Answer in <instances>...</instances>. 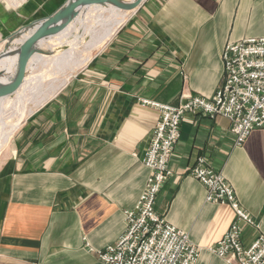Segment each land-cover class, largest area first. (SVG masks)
<instances>
[{
	"label": "crops",
	"instance_id": "obj_1",
	"mask_svg": "<svg viewBox=\"0 0 264 264\" xmlns=\"http://www.w3.org/2000/svg\"><path fill=\"white\" fill-rule=\"evenodd\" d=\"M66 2L0 0V52L11 34ZM126 14L97 48L88 41L81 51H53L49 62L40 45L68 48L78 35L68 27L66 36L45 40L23 87L1 102L7 112L29 89L54 93L40 105L20 104L28 113L0 148V264H102L97 252L125 233L126 212L150 176L143 157L160 113L142 100L178 106L183 94L212 97L223 84L228 42L264 37V0H144ZM46 64L50 78L40 68ZM6 115L10 126L16 118ZM181 128L155 211L189 235L200 249L197 264H225L209 248L236 214L208 202L191 170L207 157L264 233V128L242 146L222 115L187 112ZM256 236L247 227L242 243Z\"/></svg>",
	"mask_w": 264,
	"mask_h": 264
},
{
	"label": "built area",
	"instance_id": "obj_2",
	"mask_svg": "<svg viewBox=\"0 0 264 264\" xmlns=\"http://www.w3.org/2000/svg\"><path fill=\"white\" fill-rule=\"evenodd\" d=\"M222 54L225 76L212 97L183 94L178 106L142 100L160 113L143 157L150 176L137 206L126 212L125 233L97 252L102 264L198 263L200 249L190 241L189 235L155 211V201L173 175L170 163L181 136L182 121L187 112L211 118L222 115L231 123L237 146L244 145L252 131L264 128V37L228 42ZM191 175L206 187L208 202L229 205L236 214L229 231L209 251L225 264H264L261 225L242 208L224 174L213 170L207 157L202 156ZM247 227L257 231L249 247L242 243Z\"/></svg>",
	"mask_w": 264,
	"mask_h": 264
},
{
	"label": "water",
	"instance_id": "obj_3",
	"mask_svg": "<svg viewBox=\"0 0 264 264\" xmlns=\"http://www.w3.org/2000/svg\"><path fill=\"white\" fill-rule=\"evenodd\" d=\"M66 4L54 12L51 16L38 19L24 25L15 33L11 34L4 43V49L0 52V102L6 101L14 96L23 87L30 59L36 52V48L55 34L67 30L81 17V10H90L97 6L114 4L119 9L134 11L139 8L144 0H136L132 3L125 0H66ZM86 12V11H85ZM27 34V35H26ZM25 35V37H24ZM24 39L17 45L13 42ZM17 57V69L13 77L7 81L2 79L9 73L11 58Z\"/></svg>",
	"mask_w": 264,
	"mask_h": 264
},
{
	"label": "bare ground",
	"instance_id": "obj_4",
	"mask_svg": "<svg viewBox=\"0 0 264 264\" xmlns=\"http://www.w3.org/2000/svg\"><path fill=\"white\" fill-rule=\"evenodd\" d=\"M127 2H134L136 0H125ZM109 11V12H112V14H114L116 17H117V20L116 22H114V24H112L111 26H108V27H104L102 28V30H94L93 31V34H92V37H91V40L89 39V46L90 48H94L96 47L97 48V45H99V43H101L104 39H106L109 35H111V33L115 30V27L117 25H120L121 23H124L125 21V18H126V11H123L121 9H119L118 7H116L114 4L110 3V4H106V5H103V6H97L96 8H94V11ZM87 11L86 9H83L81 10L82 12V16H84L83 18H85V14ZM118 12L122 13L124 12L123 14H119ZM129 13L132 12V11H128ZM103 14V13H102ZM103 16V15H101ZM108 18V17H107ZM82 19V17H81ZM107 20V19H106ZM119 27V26H118ZM117 27V28H118ZM68 29V28H67ZM99 29V28H98ZM78 30V29H77ZM83 30V29H82ZM81 30V31H82ZM85 30V29H84ZM67 31L68 30H65L64 32H62L63 34H61V37L63 36H66L67 35ZM92 32V31H91ZM27 35V34H26ZM25 37V35H24ZM17 39L13 42V45H17L18 43H20L23 39ZM50 38V37H49ZM48 38H46L45 40H47ZM44 40V41H45ZM73 44L72 43H65L67 45H69L68 47V50L66 52H68L69 50L71 49H76L78 48V45H77V42H76V38L74 37L73 39ZM62 45V44H61ZM38 49L39 47L36 48V52L34 53V55L31 57L32 59V63L30 62V64H32L31 66H36L38 62L35 61V59H33L39 52H38ZM71 53V51H70ZM69 54V52H68ZM37 58V57H36ZM30 59V61H31ZM80 61L82 62V59L79 58ZM86 59V58H84ZM39 61V60H38ZM77 61V60H76ZM64 62V61H62ZM65 63V62H64ZM17 64H18V61H17V57H14V58H11V61H10V69H9V73L7 75H5V77L2 79L3 81H7L9 79H11L17 69ZM29 64V65H30ZM63 64V63H62ZM62 66V65H61ZM70 69V68H69ZM33 86V85H32ZM28 88V87H27ZM26 88V89H27ZM25 89V90H26ZM41 92V91H40ZM38 90H36V88H32V89H29L27 91H25L24 93H21L18 95V99L16 100L15 104H14V112L12 113L11 115V118L14 116L16 118V121L14 123H12V125H5V120H4V116L3 115V109H2V106L1 105L2 103L0 102V122H2L0 125H2L0 127V148L2 146V144L4 143V141L7 139V137L10 135V133L19 125L20 121L22 120L23 116L26 115V113H28V108H26L24 110L21 109V103H24L26 101V99H29L30 101L34 102V104L36 105H40L41 101L44 100L45 98H48L49 96H51L52 94H54L53 92H41L40 93ZM40 96V97H39ZM39 98V99H38ZM41 98V99H40ZM16 99V98H15ZM12 100V99H11ZM13 101V100H12ZM27 102V101H26ZM12 103V102H11ZM6 104V103H5ZM13 106V105H12ZM2 116V117H1ZM25 118V117H24Z\"/></svg>",
	"mask_w": 264,
	"mask_h": 264
},
{
	"label": "rangeland",
	"instance_id": "obj_5",
	"mask_svg": "<svg viewBox=\"0 0 264 264\" xmlns=\"http://www.w3.org/2000/svg\"><path fill=\"white\" fill-rule=\"evenodd\" d=\"M118 13L123 14L124 12H122V13L118 12ZM101 15H103V16H101ZM116 20H117V17L114 14H112V12H109V11H102L101 12L98 10L94 11V8L87 10L86 14H85V18H83V21L81 23H78V24L75 23V24H72L71 26H69V30L71 31V35H73V34L76 36L78 35V38L76 40L77 45H78L77 51H81L82 48L84 47L83 46L84 43L85 42L87 43L89 41V39L91 40V37H92L94 30H100V29L102 30V28H104V27L111 26L112 24H114V22H116ZM75 25H76L75 29L76 30L78 29V30L76 33H73L72 30L74 29ZM67 33H68V31H67ZM54 44H55V41H54ZM67 49H68L67 47L59 45V44H56L52 48L49 45V43H45V44L40 45L39 51L44 53L45 55H47V57H48L47 59L50 62L52 57H53V53H52L53 51L55 52V54H62ZM49 62H48V64H49ZM48 64H46L45 66L40 65V68H43L47 77L50 78L51 76L48 75V72H49L48 70L51 69V66ZM13 112H14V110H12V111L10 110L7 112L4 111L2 116H4L3 118L5 119L7 116L6 115L7 113L11 115ZM1 123L2 122H0V124ZM1 126L2 125H0V127Z\"/></svg>",
	"mask_w": 264,
	"mask_h": 264
}]
</instances>
